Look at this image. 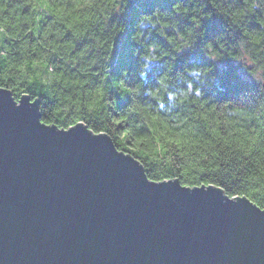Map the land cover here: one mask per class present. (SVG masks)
I'll return each instance as SVG.
<instances>
[{
    "label": "clouds",
    "instance_id": "clouds-1",
    "mask_svg": "<svg viewBox=\"0 0 264 264\" xmlns=\"http://www.w3.org/2000/svg\"><path fill=\"white\" fill-rule=\"evenodd\" d=\"M132 2L0 0V93L147 184L264 208V0Z\"/></svg>",
    "mask_w": 264,
    "mask_h": 264
},
{
    "label": "water",
    "instance_id": "water-1",
    "mask_svg": "<svg viewBox=\"0 0 264 264\" xmlns=\"http://www.w3.org/2000/svg\"><path fill=\"white\" fill-rule=\"evenodd\" d=\"M26 99L0 93V264H264L263 208L147 184L102 136L38 125Z\"/></svg>",
    "mask_w": 264,
    "mask_h": 264
},
{
    "label": "trees",
    "instance_id": "trees-1",
    "mask_svg": "<svg viewBox=\"0 0 264 264\" xmlns=\"http://www.w3.org/2000/svg\"><path fill=\"white\" fill-rule=\"evenodd\" d=\"M144 2H147V0H133L132 5H130V8L132 6H134L135 4H137V3H144ZM220 71H221V77H222V81L221 82L224 83V84H226L227 83V80H228V76H229L230 70L227 67H225V68H222ZM90 130L92 132H94V133H98L97 132V129H95V128H90ZM149 178L151 179V177H149ZM206 185H208V184H206ZM211 185H215V186H218V187L222 188V186L221 185H218V184H211ZM187 186H189V185H187ZM229 195L230 196H237L236 193H231Z\"/></svg>",
    "mask_w": 264,
    "mask_h": 264
}]
</instances>
